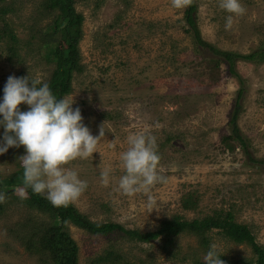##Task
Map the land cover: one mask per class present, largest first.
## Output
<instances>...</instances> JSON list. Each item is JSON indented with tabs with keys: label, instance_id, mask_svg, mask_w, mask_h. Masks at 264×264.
Masks as SVG:
<instances>
[{
	"label": "rangeland",
	"instance_id": "1",
	"mask_svg": "<svg viewBox=\"0 0 264 264\" xmlns=\"http://www.w3.org/2000/svg\"><path fill=\"white\" fill-rule=\"evenodd\" d=\"M195 2L204 40L238 54L264 49V0H241L245 12L233 17L230 29L225 28L228 14L218 0ZM41 3L0 0V32L8 27L18 38L16 55H11L7 39H0V98L10 75H30L45 83L50 78L52 66L38 46V29L57 11L42 15ZM74 7L84 16L79 43L84 70L74 74L72 92L65 99H73L71 107L79 108L93 136L101 127L103 135L97 152L65 166L87 183L72 203L93 221H112L142 232L159 228L175 215L193 220L231 211L264 247V62L237 58L236 74L226 62L214 66L211 59L217 55L198 47L188 31V5L177 9L171 0H75ZM239 90L238 125L246 144L231 152L223 138L231 133ZM18 107L27 110L24 104ZM140 132L156 138L157 171L165 181L148 192L127 195L117 187L124 174L120 154L128 147L127 137ZM22 155V145L0 154V175L13 173ZM106 168L111 173L105 185L100 173ZM188 194L195 198L189 208L183 204ZM29 218L46 219L6 196L0 214V264H47L22 243L27 231L23 224ZM68 228L78 244L79 264H194L196 258L204 262L208 250L187 233L175 238L173 255L160 239L139 242L121 231L96 235L74 224ZM210 238L209 245L217 246L225 264H247L253 255L249 244H237L217 230ZM108 251L119 254L120 260L96 262Z\"/></svg>",
	"mask_w": 264,
	"mask_h": 264
},
{
	"label": "trees",
	"instance_id": "2",
	"mask_svg": "<svg viewBox=\"0 0 264 264\" xmlns=\"http://www.w3.org/2000/svg\"><path fill=\"white\" fill-rule=\"evenodd\" d=\"M74 3L75 0H42L41 9H39L42 15L46 11H57L50 23L38 29L41 34V39H38V46L44 48L45 58L52 66L47 84L57 98H65L72 92L74 74L84 70L79 47L83 36L84 16L76 11ZM196 9L195 0H189L185 14L187 24L190 26L188 31L192 34V38L198 47L208 49L217 55L216 58L211 59L214 66L218 67L222 61L226 62L229 71L236 74L234 63L237 58L264 62V49L254 50L249 54H238L220 50L204 40L196 24ZM7 11V8H2L3 13ZM3 38L7 39L11 55H16L18 51L16 35L6 27L3 33L0 32V39ZM241 94L242 91L239 90L230 120L231 133L223 138L226 149L231 152L237 147L244 148L246 144L238 125ZM251 158L255 160L253 157ZM22 187H24V181L21 165L11 174L0 175V191H3L6 196H13L15 200L24 203L27 208L40 212L46 217L40 221L29 218L28 222L23 224L27 231L21 239L28 252L38 254L40 259L47 264H79V248L76 240L69 232V224H74L96 235H110L115 231H121L133 241L150 242L160 239L162 248L173 255L174 253L170 248L174 247L175 238L179 234L187 233L196 236L199 244L206 249L209 248L211 231L217 230L237 244L247 243L252 247L253 255L248 259L247 264H264V247L257 243L251 228L247 224L236 221L235 215L231 211L218 210L213 215L193 220H186L180 215H175L173 218L161 222L159 228L142 232L139 229H127L112 221H93L72 202L67 206H53L44 196L34 194L30 188L25 189L26 198H21L19 193H15L14 190ZM194 202V195L188 194L184 198L183 204L189 208V206L194 205ZM4 209L5 202L0 204V214ZM120 257L114 251H108L105 255L98 257L96 262H115L119 261ZM194 264H205V262L196 258Z\"/></svg>",
	"mask_w": 264,
	"mask_h": 264
},
{
	"label": "clouds",
	"instance_id": "3",
	"mask_svg": "<svg viewBox=\"0 0 264 264\" xmlns=\"http://www.w3.org/2000/svg\"><path fill=\"white\" fill-rule=\"evenodd\" d=\"M189 0H171L173 7L187 6ZM218 7L228 15L225 28L230 29L234 16L243 15L241 0H218ZM65 98H57L49 85L38 78L9 76L0 98V154L10 147L24 146V155L18 159L23 169L24 187L19 196L26 198V188L44 196L53 206H67L86 189L87 183L68 167L69 162L86 159L97 152V143L103 135L93 136L82 123L79 108ZM24 104L27 110H21ZM128 147L120 154L124 174L117 182L118 190L132 195L148 192L151 186L165 181L157 171L160 159L156 151V138L147 132L133 133L127 137ZM111 169L101 171V183L108 184ZM6 194L0 191V204ZM152 201L149 198V204ZM217 246L209 245L203 260L205 264H225Z\"/></svg>",
	"mask_w": 264,
	"mask_h": 264
}]
</instances>
